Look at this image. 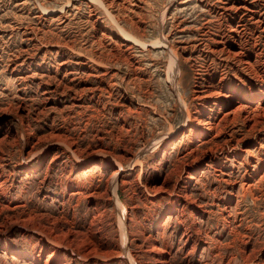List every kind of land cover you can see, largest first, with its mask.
Masks as SVG:
<instances>
[{
	"label": "rangeland",
	"instance_id": "1",
	"mask_svg": "<svg viewBox=\"0 0 264 264\" xmlns=\"http://www.w3.org/2000/svg\"><path fill=\"white\" fill-rule=\"evenodd\" d=\"M251 1L0 0V264H46L74 232L76 250L112 247L114 200L141 207L133 232L172 264H264V0Z\"/></svg>",
	"mask_w": 264,
	"mask_h": 264
},
{
	"label": "bare ground",
	"instance_id": "2",
	"mask_svg": "<svg viewBox=\"0 0 264 264\" xmlns=\"http://www.w3.org/2000/svg\"><path fill=\"white\" fill-rule=\"evenodd\" d=\"M251 4H253V2ZM47 14H50V13H47ZM123 35L124 34H122V36ZM127 41H129V40H127ZM161 43L162 44L157 43V45H160V46L166 48L167 51H170L171 57L174 58L173 57V56H175L174 49L169 44L167 38L162 40ZM242 54L243 53L241 52V53H238L236 56L240 57V56H242ZM249 63L250 62H248V64ZM175 65H177V64L174 63V62L171 65L172 66L171 70L173 72L172 75L174 76L173 77L174 80H176V75L174 74L175 73V71H174L175 70V68H174ZM174 80H173V82H174ZM174 85H175V83H174ZM208 108H209V106H208ZM256 111H257V109L250 110L249 113L250 114H255ZM225 115L227 117V114H225ZM191 120L192 119L189 118V115H188L187 116V121H186L185 125L181 129H187V127L191 128L194 125L193 124L194 123L193 120L192 121ZM195 120H197V119L194 118V121ZM201 125H200V127H201ZM216 126L213 125L212 126L213 128H211V129L209 128L206 131L204 130L203 131L204 132L203 135L208 134V132L211 131L212 129L215 130ZM181 129H179L178 131H174L173 133L165 134L161 140L159 139L160 142L162 143L164 141H168L169 139H167V138H169V137H172V136L175 137L176 135H178V133H180ZM210 133H212V132H210ZM171 140H172V138H171ZM56 159H58V158H56ZM197 170L198 169L195 168L193 171H195V173H197ZM120 173L121 172H117L115 175H113L111 177V179L109 181L110 185H109L108 191L112 192L113 198H116V195H117V190H118V187H119V181H120V178H121L120 177ZM194 178H193V175L191 174V178H189L188 181H190V180L193 181ZM189 184L186 182L187 188H188ZM123 185H126V183L123 182ZM247 186L251 187V186H249V184ZM3 189H4L3 185H0V196L2 195ZM163 189H164V187L155 188L154 192L156 193V192L162 191ZM99 193L97 192V194H99ZM94 196L97 197V198H100L101 195H95V193H94ZM184 197L187 198V196H184ZM114 201L116 203V211H117L116 218H117L118 226H115L116 228H114V230L116 232L115 233L116 235H112L111 234V238L113 239V241L111 243L112 247L108 244L104 248L105 245L97 244V243H99V240H102V242H103V239L97 238V239H95V242L90 239V242L83 243L82 245L80 243L81 246H80L79 250H76L77 247L74 249V245H76L79 241L77 240V238H73L74 235L76 234L74 232V233L70 234V236L66 240L67 241L66 243L69 244V245L65 246L63 243L62 244L60 243V245H58L60 247L59 249H53L52 252L50 251L51 253L48 256V260L46 261V264H64L63 263L64 257H63V259H61V257H60L62 255V254H60L62 250L63 251H67V253H71L72 254V258H73L74 261H82V262H84V261L88 262L89 261L90 264H172L171 260L169 259V257L166 256L168 247L159 246L160 244L156 245V243L151 238L145 237L144 236L145 234L140 229H139V231H136V234L133 232V228L135 226H137L136 225L137 223H139V221H138L137 223L135 222L136 223L135 224L134 220L135 221L137 220L138 212L140 211L141 207H139V206L134 207L133 206V207H127V208L123 209V208L120 207V205L117 203L116 200H114ZM2 207L6 208L4 206H2ZM170 213H171V211H170ZM130 222L133 225L135 224L134 227L131 225ZM114 224L116 225V223H114ZM117 228H118V231H117ZM137 228H140V226L139 227L137 226ZM78 235H77V237H78ZM49 236L47 235V238H50ZM133 237H135L136 239L133 238ZM139 240H140V242H139V244H137V242ZM1 241H2V239H1ZM103 243H105V242H103ZM71 245H73V246H71ZM135 249H136V252H134ZM71 254H70V256H71ZM91 254H92V256H91ZM66 261H64V262H66ZM145 261H147V262H145Z\"/></svg>",
	"mask_w": 264,
	"mask_h": 264
}]
</instances>
